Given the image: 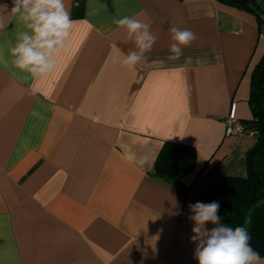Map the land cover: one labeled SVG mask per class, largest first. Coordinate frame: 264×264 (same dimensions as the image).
Masks as SVG:
<instances>
[{"label":"crops","instance_id":"1","mask_svg":"<svg viewBox=\"0 0 264 264\" xmlns=\"http://www.w3.org/2000/svg\"><path fill=\"white\" fill-rule=\"evenodd\" d=\"M79 1L65 0L71 17ZM82 1L70 51L44 79L11 63L23 25L13 16L0 31V264H198L189 205L213 202L221 177L245 178L255 144L224 130L253 120L257 18L215 0ZM124 16L157 37L135 75L120 63L135 50L114 23ZM173 26L197 36L177 61ZM165 142L195 149L180 185L151 176Z\"/></svg>","mask_w":264,"mask_h":264},{"label":"clouds","instance_id":"2","mask_svg":"<svg viewBox=\"0 0 264 264\" xmlns=\"http://www.w3.org/2000/svg\"><path fill=\"white\" fill-rule=\"evenodd\" d=\"M9 13L11 15H9ZM23 25L14 44H9L11 63L33 79H44L59 67V57L70 51L72 30L77 23L71 17L65 0H12L10 12L0 5V31L8 27L12 17ZM124 33V43H134L135 50L123 55L121 66L135 75L137 66L147 62L157 37L151 31V22L137 17L124 16L114 21ZM167 60L177 61L183 49L190 46L196 34L190 29L171 27ZM2 58V52H0ZM218 202H196L189 205L193 213L191 241L196 244L194 258L198 264H264V257L253 249L250 235L243 226L235 228L220 223ZM216 225L207 229L206 225Z\"/></svg>","mask_w":264,"mask_h":264},{"label":"trees","instance_id":"3","mask_svg":"<svg viewBox=\"0 0 264 264\" xmlns=\"http://www.w3.org/2000/svg\"><path fill=\"white\" fill-rule=\"evenodd\" d=\"M217 3L254 15L261 31L264 16L258 0H215ZM72 17H84V2L74 7ZM264 70V57L252 73L250 105L257 111V118L243 122L256 133L255 144L243 158L246 176L221 177L205 192L207 199L218 202L220 223L230 227L243 226L251 239L250 244L264 257V83L259 74ZM196 152L193 147L165 142L154 162L151 176L164 183L180 185L181 180L194 170Z\"/></svg>","mask_w":264,"mask_h":264},{"label":"built area","instance_id":"4","mask_svg":"<svg viewBox=\"0 0 264 264\" xmlns=\"http://www.w3.org/2000/svg\"><path fill=\"white\" fill-rule=\"evenodd\" d=\"M261 31L264 34V16L261 17ZM245 135L251 139H255L256 133L249 129L243 121H239L234 117H228L225 123L224 136L226 138L234 137L239 139Z\"/></svg>","mask_w":264,"mask_h":264},{"label":"water","instance_id":"5","mask_svg":"<svg viewBox=\"0 0 264 264\" xmlns=\"http://www.w3.org/2000/svg\"><path fill=\"white\" fill-rule=\"evenodd\" d=\"M259 78H260V82L261 83H264V70H262L259 74ZM250 109H251V113H252V117L253 119H256L257 118V111H256V108L254 106H250Z\"/></svg>","mask_w":264,"mask_h":264},{"label":"rangeland","instance_id":"6","mask_svg":"<svg viewBox=\"0 0 264 264\" xmlns=\"http://www.w3.org/2000/svg\"><path fill=\"white\" fill-rule=\"evenodd\" d=\"M261 3L262 11H264V0H258Z\"/></svg>","mask_w":264,"mask_h":264}]
</instances>
